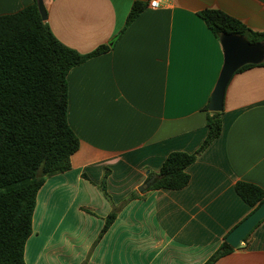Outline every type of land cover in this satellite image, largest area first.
Returning <instances> with one entry per match:
<instances>
[{
    "label": "crops",
    "instance_id": "obj_1",
    "mask_svg": "<svg viewBox=\"0 0 264 264\" xmlns=\"http://www.w3.org/2000/svg\"><path fill=\"white\" fill-rule=\"evenodd\" d=\"M33 1L0 0V15ZM149 1L127 22L133 0H43L62 44L83 55L109 48L66 74L67 121L79 147L70 169L48 176L36 194L25 264H202L251 212L235 183L264 190L259 63L230 78L221 132L186 168V186L138 190L170 152L195 153L207 134L224 53L199 13L220 10L264 32V0ZM214 264H264V219Z\"/></svg>",
    "mask_w": 264,
    "mask_h": 264
},
{
    "label": "trees",
    "instance_id": "obj_2",
    "mask_svg": "<svg viewBox=\"0 0 264 264\" xmlns=\"http://www.w3.org/2000/svg\"><path fill=\"white\" fill-rule=\"evenodd\" d=\"M147 2L133 0L127 22ZM199 15L218 38L236 34L264 47V32L252 31L220 10L204 9ZM108 48L101 45L83 55L65 46L41 19L36 0L15 13L0 15V264H25L24 244L31 233L36 194L48 176L70 169V156L79 147L67 121L66 74ZM253 65L245 64L237 71ZM259 65L264 66V59ZM206 127L199 149L170 152L147 189L186 186V168L221 132L220 112H207ZM234 189L251 211L264 200V190L252 183L238 181ZM114 218L112 210L98 238ZM224 238L202 264H214L234 250Z\"/></svg>",
    "mask_w": 264,
    "mask_h": 264
},
{
    "label": "water",
    "instance_id": "obj_3",
    "mask_svg": "<svg viewBox=\"0 0 264 264\" xmlns=\"http://www.w3.org/2000/svg\"><path fill=\"white\" fill-rule=\"evenodd\" d=\"M36 3L41 19L46 21L47 13L43 0H36ZM220 41L223 47L224 60L208 101V110L210 112L222 110L226 85L232 75L241 66L245 64H258L264 59V47L262 43L250 44L242 36L236 34H223ZM153 181L154 179L150 178L138 190L141 191L145 187L150 186ZM262 219H264V200L231 229L224 240L231 247L236 248Z\"/></svg>",
    "mask_w": 264,
    "mask_h": 264
},
{
    "label": "rangeland",
    "instance_id": "obj_4",
    "mask_svg": "<svg viewBox=\"0 0 264 264\" xmlns=\"http://www.w3.org/2000/svg\"><path fill=\"white\" fill-rule=\"evenodd\" d=\"M133 199V197L132 198H130L129 199V196L128 197H126L119 205H126L130 200H132ZM121 262V261H120Z\"/></svg>",
    "mask_w": 264,
    "mask_h": 264
},
{
    "label": "built area",
    "instance_id": "obj_5",
    "mask_svg": "<svg viewBox=\"0 0 264 264\" xmlns=\"http://www.w3.org/2000/svg\"><path fill=\"white\" fill-rule=\"evenodd\" d=\"M149 6L152 7V8L156 7L157 6V0H150L149 1Z\"/></svg>",
    "mask_w": 264,
    "mask_h": 264
}]
</instances>
